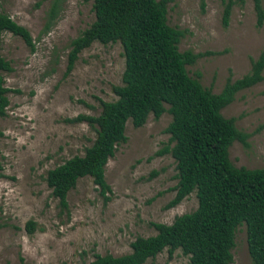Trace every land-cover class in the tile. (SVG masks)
Masks as SVG:
<instances>
[{"label":"rangeland","instance_id":"obj_1","mask_svg":"<svg viewBox=\"0 0 264 264\" xmlns=\"http://www.w3.org/2000/svg\"><path fill=\"white\" fill-rule=\"evenodd\" d=\"M260 4L264 11V0ZM61 6L44 31L48 1L0 0V12L23 26L33 43L31 49L19 36L1 33L0 56L10 70L1 71L8 104L0 116V264H17L19 256L26 264H83L94 253L125 254L136 236L155 233L151 222L169 224L197 204L190 192L165 208L176 183L170 154H156L168 143L166 111L158 118L148 114L139 127L125 122L126 140L104 166L107 202L89 176L69 189L65 208L51 195L46 171L82 155L94 139L91 125L68 119L97 115L98 99L115 98L111 86L120 84L123 70L118 42H92L66 71L69 42L91 23L93 11L84 0H63ZM166 22L182 31L179 52L201 54L185 70L212 93L248 72L250 59L264 47V24L256 26L252 0L233 4L226 24L220 0H167ZM220 113L248 135L247 146L233 141L228 147L229 161L249 169L264 166V78L237 91ZM28 220L34 222L31 232ZM231 255V264H251L244 225L235 229ZM187 261L179 249L170 256L163 249L142 264Z\"/></svg>","mask_w":264,"mask_h":264},{"label":"trees","instance_id":"obj_2","mask_svg":"<svg viewBox=\"0 0 264 264\" xmlns=\"http://www.w3.org/2000/svg\"><path fill=\"white\" fill-rule=\"evenodd\" d=\"M44 31L58 17L63 0H46ZM91 2L93 20L70 40L66 71L78 54L92 42H118L122 49L123 70L120 84L112 85L115 98L98 99L97 115L78 114L70 122H86L94 128V139L82 155H74L45 173V183L61 208L67 205L66 194L78 178L89 176L103 201L110 197L104 180V166L118 144L125 142L124 126L130 120L141 126L148 114L158 118L166 111L170 121L164 131L168 143L156 154L169 153L175 163L176 183L169 208L190 192L196 207L174 217L171 223L151 222L155 233L136 236L130 251L121 255L94 253L83 264H142L163 249L168 255L175 249L188 257L187 264H231L236 227L244 225L245 241L251 264H264V166H234L228 159L233 141L247 146V134L234 126L220 110L234 94L263 80L264 47L250 59L248 72L234 80H226L218 93L201 86L190 77L186 64L200 56L189 50L179 52L177 42L182 31L166 22L167 0H84ZM222 22L226 24L233 4L243 0H220ZM255 24H264L260 0H252ZM19 36L32 49L28 31L0 12L1 33ZM10 66L0 56V116L8 100L1 71ZM164 104L167 108H164ZM153 172L151 173V175ZM31 232L34 222H25ZM17 264L24 263L18 257Z\"/></svg>","mask_w":264,"mask_h":264}]
</instances>
